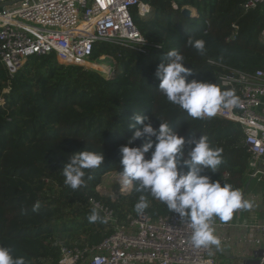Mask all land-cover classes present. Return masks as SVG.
<instances>
[{
    "label": "trees",
    "instance_id": "1",
    "mask_svg": "<svg viewBox=\"0 0 264 264\" xmlns=\"http://www.w3.org/2000/svg\"><path fill=\"white\" fill-rule=\"evenodd\" d=\"M245 1L173 0L174 9L170 0H144L151 14L141 17L135 9L131 16L146 45L94 44L91 62L102 56L116 62L109 79L92 69L61 65L53 55L30 58L13 77L0 64V246L26 264H57V243L99 244L111 230L98 211L100 219L89 222L95 210L89 199L123 218L125 213L138 214L134 206L143 195L148 203L143 213L150 218L169 214L149 193L137 192L135 184L114 203L96 191L106 174H120V148L134 132L128 127L134 113L148 116L157 130L160 123L167 124L184 138L186 150L188 141L207 136L212 148L223 151L216 174L204 175L242 192L248 182V154L240 126L219 116L190 117L158 91L155 73L172 49L192 71L189 82L213 83L222 90L226 88L218 83V65L246 73L264 71V8L243 12ZM188 7L197 18L183 17ZM190 37L205 42L203 55L187 43ZM82 150L103 154L104 163L85 170L86 185L73 191L61 171L68 156Z\"/></svg>",
    "mask_w": 264,
    "mask_h": 264
},
{
    "label": "built area",
    "instance_id": "2",
    "mask_svg": "<svg viewBox=\"0 0 264 264\" xmlns=\"http://www.w3.org/2000/svg\"><path fill=\"white\" fill-rule=\"evenodd\" d=\"M258 7L264 8V0H246L241 5L243 12ZM132 9L141 17L151 14L144 0H0V64L8 77H13L30 58L51 55L61 65L88 69L96 43L120 47L146 45L133 23ZM261 36L264 38V31ZM100 59L116 64L109 56ZM218 66L219 85L234 89L239 104L221 109L215 116L240 126L242 145L248 154L245 178L264 181V71L246 73ZM116 183L119 197L131 192L133 185L121 190L120 175ZM241 193L250 207L235 213H257L258 206L264 205L263 190L253 195L244 190ZM89 203L103 215L111 233L94 246L57 243V264H264V219L259 220L255 213L236 223L234 215L226 223L218 218L211 221L213 231L232 226L251 236L249 240L243 236V242L250 245L229 262L216 251H224L228 239L220 237L218 246L196 248L191 244V228L178 214L170 212L150 218L145 213H125L122 218L117 210L101 201L89 199Z\"/></svg>",
    "mask_w": 264,
    "mask_h": 264
},
{
    "label": "clouds",
    "instance_id": "3",
    "mask_svg": "<svg viewBox=\"0 0 264 264\" xmlns=\"http://www.w3.org/2000/svg\"><path fill=\"white\" fill-rule=\"evenodd\" d=\"M187 43L201 55L204 54L203 40L190 37ZM184 59L177 49H172L166 53L164 62L155 73L160 81L158 91L170 103L179 106L194 119L211 118L221 109L238 106L239 98L234 89L222 90L217 84L197 80L189 82L187 77L193 73L184 66ZM128 127L134 132L120 148L121 190L135 184L137 192L149 193L166 205L171 213L178 214L192 230L190 239L194 247L218 246L220 241L211 227L213 218L226 223L237 210L250 207L238 189L229 184L222 185L220 181L213 182L208 175H204L206 171L216 174L223 150L212 148L204 135L188 141L186 150L183 137L164 123H160L157 130L152 120L143 114L134 113ZM138 140L143 142L134 147ZM149 153L150 159H146ZM68 157L61 172L65 185L73 191L86 185L85 170L98 169L104 163L103 154L87 150ZM184 168L188 171L185 172ZM147 207V200L141 195L134 210L142 214ZM38 209L39 202L33 210ZM88 219L89 222H96L100 217L93 210ZM0 264H26V261L23 257L14 258L9 248L0 246Z\"/></svg>",
    "mask_w": 264,
    "mask_h": 264
},
{
    "label": "crops",
    "instance_id": "4",
    "mask_svg": "<svg viewBox=\"0 0 264 264\" xmlns=\"http://www.w3.org/2000/svg\"><path fill=\"white\" fill-rule=\"evenodd\" d=\"M248 182H249V186L247 189H244L245 193L253 195L261 190L264 191V181H260V182L248 181ZM252 213H255V212H251L250 214ZM250 214H248V212L247 213H241V212L235 213L233 219L234 220L237 219L235 223L237 221L239 222V220L245 221L246 219L249 218ZM255 214L257 215L259 220H263L264 219V205L258 206V212ZM214 235L217 238L225 237V239H228V243L225 245L224 251L221 250L222 252H218V251L217 252L219 255H221L223 259L229 262L235 261L237 257L244 251V249L250 245V242H247V243L243 242V236L246 238V240L251 239V236L248 234L246 230L244 229L241 230L238 227L236 228V227L230 226V227H226L225 229H215ZM225 253L228 256L224 255Z\"/></svg>",
    "mask_w": 264,
    "mask_h": 264
},
{
    "label": "rangeland",
    "instance_id": "5",
    "mask_svg": "<svg viewBox=\"0 0 264 264\" xmlns=\"http://www.w3.org/2000/svg\"><path fill=\"white\" fill-rule=\"evenodd\" d=\"M189 10H192L191 8H187ZM132 10H135V9H132ZM195 12V10H193ZM152 12V10L150 11V13ZM93 64H99V65H105L107 68H108V71L107 72H104V71H100V70H97L96 68L92 67ZM115 64H111L109 62L108 59H104V61L102 59H98L97 61H94V62H90L89 63V66H88V69H92V70H95L105 76H111L113 75V70L115 68L114 66ZM119 175L116 174V173H108L106 174L102 180H101V183L100 185L97 187L99 193L103 196H106L108 198L113 199L115 202L119 199V196H118V185L116 183V179ZM81 239H83V237H81Z\"/></svg>",
    "mask_w": 264,
    "mask_h": 264
},
{
    "label": "water",
    "instance_id": "6",
    "mask_svg": "<svg viewBox=\"0 0 264 264\" xmlns=\"http://www.w3.org/2000/svg\"><path fill=\"white\" fill-rule=\"evenodd\" d=\"M181 13H182L183 17H185V18H197L198 17L196 11L194 12V15H193L191 10H189L187 8H184ZM106 78L109 79L110 76H106ZM248 186H249V182L246 184L245 189H247ZM216 251L221 252L219 249H216ZM221 254H223V253H221ZM224 255L228 256L226 253Z\"/></svg>",
    "mask_w": 264,
    "mask_h": 264
},
{
    "label": "bare ground",
    "instance_id": "7",
    "mask_svg": "<svg viewBox=\"0 0 264 264\" xmlns=\"http://www.w3.org/2000/svg\"><path fill=\"white\" fill-rule=\"evenodd\" d=\"M192 14L194 15V11L193 10H192ZM92 67H94V68H96L97 70H100V71H104V72H107L108 71V68L105 65L93 64Z\"/></svg>",
    "mask_w": 264,
    "mask_h": 264
}]
</instances>
